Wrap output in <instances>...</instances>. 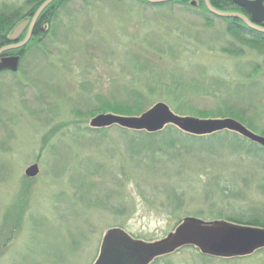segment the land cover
Segmentation results:
<instances>
[{
    "label": "rangeland",
    "instance_id": "rangeland-1",
    "mask_svg": "<svg viewBox=\"0 0 264 264\" xmlns=\"http://www.w3.org/2000/svg\"><path fill=\"white\" fill-rule=\"evenodd\" d=\"M26 1L0 0V6L26 13L32 8ZM189 4L70 0L57 22L41 26L47 55L25 54L29 40L19 48L18 70L0 71V264H94L113 227L154 242L179 219L213 221L210 206L228 202L218 193L207 197L214 184L192 158L133 159L128 133L90 125L99 114L122 115L115 113L125 110L119 102L139 90L147 110L164 102L183 116L195 109L187 115L240 122L225 107H250L255 129L241 123L264 136V54L245 46L242 56L226 54L233 39L225 21H207ZM35 162L40 171L29 178L25 170ZM235 162L224 158L218 173L244 190L247 166ZM248 186L250 202L264 203L254 183ZM173 259L200 264L189 250Z\"/></svg>",
    "mask_w": 264,
    "mask_h": 264
},
{
    "label": "trees",
    "instance_id": "trees-1",
    "mask_svg": "<svg viewBox=\"0 0 264 264\" xmlns=\"http://www.w3.org/2000/svg\"><path fill=\"white\" fill-rule=\"evenodd\" d=\"M45 1L46 0H27V4L32 8L26 13H22L20 8H12L6 3L0 6V49L10 43L8 41V36L14 26L21 20L29 16L32 17ZM69 1L70 0H54L43 10L36 22L37 24L29 42L30 44L24 48L25 54L29 49H34L37 54L43 53L47 55V53L43 51V48L41 49V44L43 43V39L48 36V33L41 30V26L42 24L49 25L57 22L61 9L64 8ZM139 1L154 7H159L164 4L174 5L175 3H181L186 7L187 5H191L189 4L190 0H172L159 4H152L146 0ZM209 1L217 10L226 12L236 10L233 0ZM196 7L198 9V11H196L202 18H206L207 21L210 17L228 20L227 18L218 17L211 13L203 0H201V3L197 4ZM226 32H228L233 39L232 44L230 42L232 46L229 45L230 47H226L223 50L226 54L242 56L244 54L242 47L244 46L253 48L264 54V38L256 37L249 33L246 36V33L240 32V29L233 24H229ZM22 52V49H16L7 51L3 53V55H21ZM257 68L259 67L257 66ZM119 103L121 104V108L125 110L116 111L115 113L122 115L138 116L147 110V98L142 92L140 93L139 90L133 91L127 100L120 101ZM105 105L106 104L102 106L107 107ZM227 105V107H225L226 113H232V116L240 120V122L246 124L253 130L255 129L253 126L254 118L248 113V110H251L249 109L250 107L238 108L237 104ZM232 106L235 107L233 108ZM197 111L194 109L185 112V114L197 113ZM178 114L182 115V113ZM118 127L128 133L124 143H126L127 148L132 151L131 157L133 159H150V156H152V158L155 156H167L169 160H180L182 163H185L187 158H192L194 162L196 161L195 164L201 167V170L198 168L199 171L204 172L205 175L209 177V180L206 182H208L209 185L214 184V189H212L213 187H207V197L208 194L211 196L212 194L218 193L221 200L228 201L218 208V210H215V206H210L209 218L212 219L213 222L220 221L222 223L264 228V203H251L248 194L249 190H247L248 187H250L248 185L254 183L255 191L264 196V147H260L257 143H252L240 134L229 130H223L208 135H194L184 132L172 124L167 125L164 129L155 133H150L145 130H129L120 126ZM106 129L108 128L96 129V131L101 132L106 131ZM224 158L229 162L236 160V162L233 163L234 167L241 168L247 166L245 172H240V181H242L241 185L244 187V190L238 189L237 185H239V183L233 180L232 177L227 175L221 176V172L218 173V171L221 170L217 168ZM184 170H186V168L185 165L183 166L182 164L180 172ZM197 175L199 176L202 174ZM179 206L180 204L175 208H179ZM181 221L180 219L177 221L174 229ZM118 228L123 229V227L120 226H118ZM137 238H140V236H137ZM184 250H189V253H191L200 264H236L237 262L252 258H256V264H264V258L259 256L264 253V248L258 249L253 255L217 257L204 254L199 248L190 245L159 256L152 264H161L162 262L164 264H176L173 259L174 255L177 251Z\"/></svg>",
    "mask_w": 264,
    "mask_h": 264
},
{
    "label": "water",
    "instance_id": "water-1",
    "mask_svg": "<svg viewBox=\"0 0 264 264\" xmlns=\"http://www.w3.org/2000/svg\"><path fill=\"white\" fill-rule=\"evenodd\" d=\"M54 0H46L32 19L26 18L15 25L8 36L11 42L0 49V71H17L21 57L2 55L3 53L22 48L31 38L33 27L42 11ZM150 3H163L172 0H147ZM237 4L247 7L253 14V21L264 20L262 0H234ZM208 9L220 17H242L249 26L262 30L251 23L246 17L236 13L215 9L209 0H205ZM29 25L25 39L18 42ZM168 124L194 135H208L215 132L234 131L244 138L264 146V136L256 134L241 122L233 118H197L174 113L164 102H158L138 116L117 114H99L90 121L91 127L103 128L119 125L130 130L158 132ZM40 171L38 163L27 167L25 175L33 178ZM193 245L204 254L217 257L244 256L264 248V228L244 226L232 223L205 222L196 217H185L181 223L166 237L154 242L134 240L122 228H111L104 235L100 253L94 264H148L152 259L171 253L183 246Z\"/></svg>",
    "mask_w": 264,
    "mask_h": 264
},
{
    "label": "flooded vegetation",
    "instance_id": "flooded-vegetation-1",
    "mask_svg": "<svg viewBox=\"0 0 264 264\" xmlns=\"http://www.w3.org/2000/svg\"><path fill=\"white\" fill-rule=\"evenodd\" d=\"M190 1H192V3H194L196 5L201 3V0H190ZM203 1L205 2V0H203ZM249 1H254V0H249ZM233 2L235 3V9L236 10L227 11V12H232V13H236V14H239L241 16H244L251 23H253L254 25L258 26L261 29H264V20L253 21V14L247 7L237 4L234 0H233ZM262 2H263V5H264V0H262ZM218 17H220V16H218ZM27 18L30 19L31 16H29ZM224 18L228 19L227 21L224 20L225 24H226V27H225L226 31H227V28H228L229 24H233L234 26H236V27H238L240 29V32L246 33V36L249 33L250 35H253V36H256V37H260V38H264V31L249 26L247 24V22L242 17H224ZM28 29H29V25L27 26L25 31L27 32ZM34 29H35V27H33V31H34ZM226 31H225V34L227 36H231ZM227 40H228V43L230 44L231 41L229 39H227ZM243 48L244 47H242V49Z\"/></svg>",
    "mask_w": 264,
    "mask_h": 264
},
{
    "label": "bare ground",
    "instance_id": "bare-ground-1",
    "mask_svg": "<svg viewBox=\"0 0 264 264\" xmlns=\"http://www.w3.org/2000/svg\"><path fill=\"white\" fill-rule=\"evenodd\" d=\"M40 7H41V6H40ZM40 7H39V8H40ZM39 8H38V9H39ZM37 11H38V10H37ZM37 11H36V12H37ZM36 12H35V13H36ZM42 12H43V11H42ZM34 15H35V14H34ZM34 15H33V16H34ZM33 16H32L30 19H32V18H33ZM38 18H39V17H38ZM37 20H38V19H37ZM36 22H37V21H36Z\"/></svg>",
    "mask_w": 264,
    "mask_h": 264
}]
</instances>
